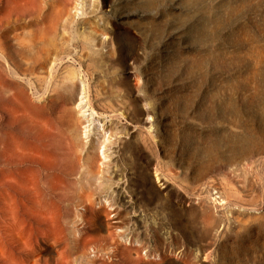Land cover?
<instances>
[{
	"label": "rangeland",
	"instance_id": "obj_1",
	"mask_svg": "<svg viewBox=\"0 0 264 264\" xmlns=\"http://www.w3.org/2000/svg\"><path fill=\"white\" fill-rule=\"evenodd\" d=\"M0 189V264H264V0H0Z\"/></svg>",
	"mask_w": 264,
	"mask_h": 264
},
{
	"label": "bare ground",
	"instance_id": "obj_2",
	"mask_svg": "<svg viewBox=\"0 0 264 264\" xmlns=\"http://www.w3.org/2000/svg\"><path fill=\"white\" fill-rule=\"evenodd\" d=\"M41 107V106H40ZM42 162V161H41ZM16 165V164H15ZM45 165V164H44ZM43 165V166H44ZM18 167H19V164L17 165ZM30 168L29 169H31L32 168V170L34 169V167H33V165H28ZM32 166V167H31ZM43 166H42V168H43ZM16 167V166H15ZM23 168V167H22ZM26 169H28V167H26ZM24 170V169H23ZM37 172L38 173V176H37V174L35 173V172ZM9 173H10V175H11V178H12V182H5V185H8V188H7V190H8V193H9V195L11 196V197H15V199L16 198H18L19 199V201H20V196L21 197H24L23 198V200L25 201V205H26V203H28V199H27V197H29L30 198V196L29 195H31V193H34V191H35V193H37L38 194V198H41L42 196H41V194L44 192V189L45 190H47L46 188L47 187H44L42 184H43V180H42V177H41V175H40V169L38 168V171H37V168H35L34 170H33V174H34V180H33V182H28V181H30V180H23L24 182H25V184H22V183H17L18 181V178H17V170H16V168H12L10 171H9ZM29 173V172H28ZM8 176V175H7ZM32 181V180H31ZM23 185L24 187H22V190L24 189H26V192H25V195L23 196L22 194H23V192L21 193V188H20V191H19V193H18V190H19V188H17L19 185ZM27 187V188H26ZM2 188H3V186H2ZM34 191H33V190ZM5 189H0V193L1 194H3V195H5ZM29 194V195H28ZM13 207H12V213L14 214H12L13 215V219L12 220H14L15 221V219L17 220V225H18V220L19 219H17V216H16V212L17 213H20V211H21V204H20V202H17V204L14 202L13 203V205H12ZM23 219V218H22ZM26 219L28 220V221H30V220H32V217H29V216H27L26 217ZM13 221V222H14ZM16 226H14V228H15ZM21 235V234H20ZM19 235V236H20ZM50 238V237H49ZM11 239H14V234H12L11 235ZM38 239V238H37ZM49 244V243H48ZM29 248V247H28ZM33 252V251H32ZM3 253V252H2Z\"/></svg>",
	"mask_w": 264,
	"mask_h": 264
}]
</instances>
